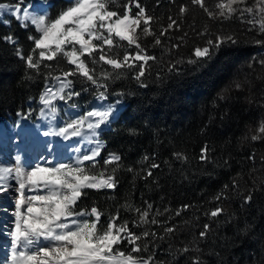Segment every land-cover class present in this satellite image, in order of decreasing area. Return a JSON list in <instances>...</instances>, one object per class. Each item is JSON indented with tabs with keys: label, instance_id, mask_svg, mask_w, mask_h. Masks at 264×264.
I'll use <instances>...</instances> for the list:
<instances>
[{
	"label": "snow or ice",
	"instance_id": "obj_1",
	"mask_svg": "<svg viewBox=\"0 0 264 264\" xmlns=\"http://www.w3.org/2000/svg\"><path fill=\"white\" fill-rule=\"evenodd\" d=\"M191 4L203 9L209 19L221 22L233 18L240 19L251 26L249 31L258 29V34L264 35V0H252L251 3L249 0H216L214 9L209 8L205 0H191ZM0 10L10 12L21 22L22 27H29L28 21L34 27V32L27 36V40L31 42L29 51L23 54L17 46L15 55L24 61L26 69L31 70L25 73L26 80L43 76L45 88L39 99L44 108L50 109L52 113L56 112L53 101L57 98L70 100L73 96L80 95L75 91L65 93L66 89L72 87L71 77H82L95 86L101 100L108 91L107 82L119 79L123 69L135 70V81L140 87H146L142 79L147 71L146 65L157 58L140 43L139 32H142L144 37H154L151 46L158 47L164 43L161 37L167 36L170 30L180 29V21L169 16L166 27H162L157 34L151 28V22L156 18L148 12L141 0H70L68 5L54 16H30L29 10L21 9L19 4H0ZM187 11L185 5L180 6L181 16ZM198 35L211 36L207 28ZM2 39L9 44H18L13 35H6ZM177 39L182 40L183 37ZM237 42L233 35L215 34L214 39L208 38L205 41V46H196L192 53L194 59L189 58L186 62L204 67L207 61L211 60L213 49H219L226 43ZM256 43L264 44V40H256ZM179 46L173 44L172 48ZM128 49L134 51L130 52ZM65 60L67 65L73 67H60ZM46 61H55L56 66L45 63ZM101 62L110 66L111 71L102 69L97 75L96 65ZM261 64L264 66V61H261ZM50 80L58 83L59 87L54 90L48 83ZM244 86L234 82L230 89L242 90ZM116 95L135 94L119 92ZM219 99L226 100L227 97L221 94ZM261 107L264 108V104H261ZM112 115L113 106L109 105L103 111H87L59 129L56 134L68 138L82 136L86 128L90 133L89 143L97 145L79 156L74 164H58L52 167L36 165L31 171H25L17 157L14 168L0 167V180H3L5 175L14 173L19 185L16 188L19 196L15 200V219L8 231L11 238L9 264H208L205 256L215 258L214 264H233V261L224 257V250L244 244L255 225L245 222L241 227L237 214L228 212L225 202L231 199L229 190L242 197L241 207H251L258 194L264 196V178L253 179L251 186H247L243 193L240 183L243 179L242 173H237L230 184H224L209 202L212 204L211 209L204 213L212 223H203L191 240L182 241L177 246L170 244V261L156 260L154 248L150 247V244L175 236L180 226L175 222L169 225V220H172L173 214L180 217L182 212L194 209L195 205L185 203L179 209L164 208L163 212L159 209L153 212V204L147 201H144L145 207H138L126 201L114 213L109 214L107 221L103 223L101 217L105 213L95 202L90 207L78 210V202L88 195V190L115 191L119 186L117 172L122 167V156L117 152H110L103 158L101 166L97 162V157L101 155L100 142L93 139L98 136L97 129L108 124ZM220 119H230L229 112L225 110ZM205 130L202 128L201 132ZM127 135L137 137L140 131L137 128H129ZM243 139L264 142V117L257 121L254 128H248ZM214 151L215 149L206 142L200 147L197 159L202 164L229 167L228 158H222V162L213 159ZM172 158L181 164H186L189 159L182 151H173ZM247 159L254 161L255 154H249ZM261 159L264 161V157ZM145 161L149 163L139 171L134 167L125 169L134 174L133 181L137 178H152L155 175L153 170L161 167V164L156 162L155 154L142 156L141 162ZM85 162L91 163L86 165ZM164 163L168 164V161ZM204 174L211 176V173L206 171ZM181 179L191 181L195 179V175H188L181 170ZM152 183L159 186L156 179H153ZM26 187L29 190L43 188L47 194L25 196ZM121 208L125 212L134 213V216L122 219ZM165 213H168L167 219H158ZM221 217H225L222 223ZM69 218H72L70 224L65 222ZM183 223L187 225L189 222ZM153 225L162 228V233L152 229ZM229 225L236 228L233 237L219 235L221 227ZM210 237L212 246L205 253L202 245H208ZM261 264H264V261H261Z\"/></svg>",
	"mask_w": 264,
	"mask_h": 264
},
{
	"label": "trees",
	"instance_id": "obj_2",
	"mask_svg": "<svg viewBox=\"0 0 264 264\" xmlns=\"http://www.w3.org/2000/svg\"><path fill=\"white\" fill-rule=\"evenodd\" d=\"M33 1L37 0H0V4H19L22 8ZM42 1L51 6L48 16H54L69 3L64 0ZM141 3L156 18L151 22V28L157 34L162 27H166L169 16L180 21V29L170 30L167 36L161 37L164 43L158 47L151 46L154 37H144L138 30L140 43L157 58L146 65L147 71L142 78L146 87H140L134 79L135 70L128 69L121 70L119 79L107 82L108 96H115L119 92L135 94L121 96L125 101L123 109L99 137L104 145L97 161L101 166L103 158L110 152L122 156V167L117 172L120 183L115 191L88 190V195L78 202V210L90 207L95 202L105 213L101 217L103 223L109 214L126 201L138 207H145L144 201H147L153 204V212L157 209L163 212L164 208L179 209L185 203L195 205L194 209L182 212L180 217L173 214L172 220H169V225L175 222L180 226L175 236L150 244L154 248L156 260L170 261V244L177 246L182 241L187 242L203 223H212L204 213L211 209L212 204L209 202L224 184H230L237 173H242L240 183L243 193L247 186H251L253 179L264 178V161L261 159L264 157V142L243 139L248 128H254L257 121L264 117V108L261 107L264 104V66L261 64L264 61V44L256 43V40H264V35L258 34V29L249 31L251 26L240 19L223 22L209 19L203 9L191 4V0H141ZM205 3L214 9L216 0H205ZM181 5L188 9L183 16L179 14ZM9 23L6 26L0 21V124L6 127L25 119L36 122L41 108L39 97L45 88L42 75L32 80L25 79V73L31 70L26 69L24 61L15 55L17 46L23 54L29 51L31 42L27 36L34 29L23 28L13 19ZM205 28L211 34L210 37L198 35ZM215 34L233 35L238 42L213 49L211 60L204 67L188 64L186 61L189 58L194 59V48L205 46V41L214 39ZM6 35L15 36L18 44L5 42L2 38ZM173 44L180 46L172 48ZM45 63L56 66L55 61ZM60 67L73 66L67 65L65 60ZM96 68L97 75L102 69L111 71L110 66L102 62ZM70 79L73 81V91L80 93V105L87 106L98 94L97 89L82 77ZM234 82L245 86L242 90L230 89ZM221 94L227 99H219ZM225 110L229 112L230 119L222 121L220 116ZM129 128H137L140 135L129 137ZM202 128L206 129L203 133ZM206 142L215 149L213 159L222 162V158H228L229 167L202 164L197 159L200 147ZM173 151L186 153L188 162L181 164L173 159ZM251 153L255 154L254 161L247 159ZM146 154H155L156 162L161 167L153 170L154 177L133 181L134 174L125 169L134 167L139 171L145 167L149 162H141V157ZM181 170L188 175L194 174L195 179L182 180ZM205 171L211 176L204 174ZM153 179L158 181L159 186L152 183ZM229 196L231 199L225 202V206L229 213L237 214L239 226L251 222L255 227L244 244L225 249L223 255L233 264H261L264 261V196L258 194L251 207H241L242 197L231 190ZM132 216L134 213L121 208L122 219ZM167 217L168 213H165L158 219L165 220ZM224 219L221 217V223ZM184 221L189 223L184 225ZM151 227L162 233V228L155 225ZM213 227L215 229V224ZM235 230L234 225L222 226L219 235L232 238ZM211 240L210 237L209 244L202 245L205 253L212 246ZM205 259L208 264H214L215 258L205 256Z\"/></svg>",
	"mask_w": 264,
	"mask_h": 264
},
{
	"label": "rangeland",
	"instance_id": "obj_3",
	"mask_svg": "<svg viewBox=\"0 0 264 264\" xmlns=\"http://www.w3.org/2000/svg\"><path fill=\"white\" fill-rule=\"evenodd\" d=\"M48 7V3L37 0L28 4L24 8L29 10L30 16H39L45 15ZM20 15L22 16L23 12H21ZM11 19L15 20L21 26V22L12 16L10 12L0 10V21L2 23H4L3 21L10 22ZM27 23L29 24V27H32L30 21ZM4 24L7 26L10 23ZM32 28L34 29V27ZM50 86H53L55 90V88L59 87V84L54 82ZM71 91H73L72 87L66 89L65 93ZM78 97L79 96H73L70 100H61L57 98L53 101V104L56 107V112L52 113L50 109H48V113L54 116L55 121L53 124L51 123L50 126L46 125L42 121L41 123L32 125L27 121L18 122L14 126L10 125L7 129H4L3 126L0 125V132L1 130L2 132L4 131L3 135L5 137V139H3L1 132L0 167L14 168L17 157H19V160L22 161V169L25 171H31L36 165H40L41 167H52L58 164H74L79 156L96 147L97 145L95 143H89L90 133L86 130V128L82 136L79 137L69 136L68 138H64L56 133L61 127L66 126L67 123H70L74 119H78L87 111H103L109 105L113 106V115L110 117L111 122L118 114V111L124 107L125 101L121 96H108L107 94H105V98L101 100L98 98L97 94L92 102H90L87 106L81 107ZM117 101H119V103H117ZM110 122L108 124L101 125V127L97 129L98 136L93 139L99 140L98 137L101 131L103 128H107ZM31 130L37 131L39 135L48 136V139L42 142V151H40V155L35 157L31 156L28 149H26L31 148L30 146H27L31 143V138H33V133L29 132ZM18 142L25 147L21 151V148L19 149L17 145ZM99 146L101 149L103 148L101 142ZM17 147L19 150L15 151ZM77 149H80L81 151L78 152ZM47 154H51V157H44ZM18 187L19 185L16 183L14 173L11 175H5V178L0 180V264H9L8 259L11 257V238L8 235V231L13 225L15 219V200L19 196L16 188ZM46 194L47 192L43 188H34L29 190V188L26 187L25 189V196ZM71 219L72 218H69V220L65 222L70 224Z\"/></svg>",
	"mask_w": 264,
	"mask_h": 264
},
{
	"label": "bare ground",
	"instance_id": "obj_4",
	"mask_svg": "<svg viewBox=\"0 0 264 264\" xmlns=\"http://www.w3.org/2000/svg\"><path fill=\"white\" fill-rule=\"evenodd\" d=\"M41 3H43V2H41ZM46 120H47V119H46ZM49 122H50V123H49ZM49 122H48V121H45L46 125H49V126H50L51 123H52V121H49ZM0 133H1V132H0ZM23 148H24V147H23ZM29 149H30V148H29ZM15 151H16V150H15ZM24 151H25V150H24ZM22 152H23V151H22ZM33 154H35V153L33 152ZM18 194H19V193H18Z\"/></svg>",
	"mask_w": 264,
	"mask_h": 264
}]
</instances>
